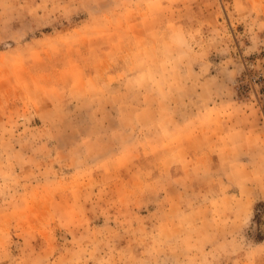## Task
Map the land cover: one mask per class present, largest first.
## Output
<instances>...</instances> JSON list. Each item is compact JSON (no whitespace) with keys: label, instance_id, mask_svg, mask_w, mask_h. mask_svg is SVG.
I'll return each instance as SVG.
<instances>
[{"label":"rangeland","instance_id":"374dc122","mask_svg":"<svg viewBox=\"0 0 264 264\" xmlns=\"http://www.w3.org/2000/svg\"><path fill=\"white\" fill-rule=\"evenodd\" d=\"M0 264H264V0H0Z\"/></svg>","mask_w":264,"mask_h":264}]
</instances>
